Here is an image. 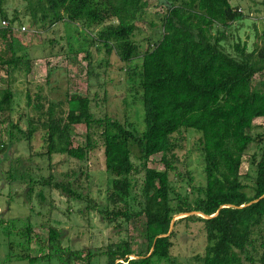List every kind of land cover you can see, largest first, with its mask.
Instances as JSON below:
<instances>
[{
    "label": "trees",
    "instance_id": "obj_1",
    "mask_svg": "<svg viewBox=\"0 0 264 264\" xmlns=\"http://www.w3.org/2000/svg\"><path fill=\"white\" fill-rule=\"evenodd\" d=\"M22 1L31 23H41L40 27L50 14V25L65 21L80 24L84 32L95 28L93 34H85L88 45L99 46L122 65L119 70L124 71L128 92L138 96L141 128L126 119L121 122L92 112L98 102L96 93H74L51 101L36 87L32 95L28 89L24 92L27 113L22 130L9 116L13 95L7 82L0 89V125L6 135L0 154L12 142L23 141L30 148L35 134L42 143L37 155L45 159L56 154L84 163L100 149L110 178L100 214L113 228L133 223L144 250L135 251L129 240L120 239L100 252L83 254L62 247L60 232L53 227L46 228L44 240H31L39 239L27 224L20 236L39 251L35 257L20 258L54 259L58 264H93L96 257L101 264H159L169 259L175 227L198 224L205 240L203 253L196 258L199 264H264V196L259 199L264 195V134L251 133L253 120L264 118V31L251 51L237 42L229 54L221 46L225 31L244 17L230 0H155L164 8L158 39L140 51L133 35L137 23L143 22L146 0ZM261 5L264 8V1ZM0 20L7 23L0 27V68L5 78L14 72L29 74L30 59L25 53L16 54L14 48L15 12L7 19L0 10ZM84 52L88 60L89 51ZM48 78L46 73L45 83ZM74 125L84 129L82 145L72 141ZM187 129L199 133L200 186L191 184L189 173L179 175L177 169L181 134ZM250 147L253 151L241 174ZM156 155L159 170L148 166ZM76 173L71 180H60L48 172L29 184L55 190L66 200H81L86 209L95 208L72 188ZM175 176L186 180L187 193L172 187ZM195 213L215 215L205 219ZM181 214L189 215L174 220L167 234L172 219Z\"/></svg>",
    "mask_w": 264,
    "mask_h": 264
},
{
    "label": "rangeland",
    "instance_id": "obj_2",
    "mask_svg": "<svg viewBox=\"0 0 264 264\" xmlns=\"http://www.w3.org/2000/svg\"><path fill=\"white\" fill-rule=\"evenodd\" d=\"M146 1L148 7L141 17L143 22L137 23L138 30L133 35V41L140 51L158 39L159 19L164 13V8L155 0ZM261 1L264 0H230V5L239 7L244 17L225 31L226 40L221 43L225 52L233 54L231 46L237 42L244 43L247 52L259 45L258 36L264 31V8ZM24 7L22 0H2L0 5L7 19H11L13 12L17 16L16 22L12 24L16 54L25 53L30 59L27 75L14 72L5 78L0 68V89L8 82L13 95L10 119L24 129L23 118L27 113L24 92L28 89L32 95L38 91L36 87H40L39 95H45L51 101L63 100L74 93H96L98 102L95 108H91L92 112L96 115L106 114L121 122L126 119L137 124L140 129L138 96L133 91L128 92L129 84L123 75L124 71L119 70L122 65L112 54L106 55L99 46L95 48L88 45L89 39L85 34H93L95 28L84 32L80 24L65 21L50 25L47 24L51 19L50 14L45 25L40 27L41 23H31ZM1 22L0 27H3ZM21 28L24 30L21 31ZM84 50L89 51L88 60L84 58ZM46 73L49 75L48 83H45ZM61 107L66 110L65 103L62 102ZM70 128L74 145H82L83 127L74 125ZM4 131L5 126L0 125V142L6 144ZM251 133L264 134V118L253 120ZM181 138V149L177 151L179 175L189 173L191 184L200 186L203 184V164L198 147L199 133L187 129ZM29 145L30 148L23 141L12 142L7 151L0 154V264H58L54 259L28 261L20 258L22 255L35 257L39 251L35 244L28 246L20 236L27 224L39 239L31 240H44L46 228L53 227L60 232L62 247L79 250L83 254L88 251L100 252L120 239L129 240L135 251L144 250L133 223L113 228L106 224L100 214L104 206L105 189L110 181L104 172L100 149L89 155L88 161L79 163L64 155L55 154L49 159L37 155L42 151L38 134L33 136ZM252 151L250 147L243 158L239 168L241 174L246 172V159ZM157 161L158 156H153L148 166L159 170ZM48 172L60 180L65 177L69 180L72 173L77 172L76 183L72 184V188L95 203L96 207L86 209L81 200H66L55 190L29 184L37 176L46 177ZM136 179L139 184L141 175ZM171 185L180 193H187L189 189L186 180L178 176L172 178ZM177 217L173 219L176 221ZM175 230L169 259L159 264H199L196 258L202 255L205 246L200 226L192 224L184 228L177 225ZM98 260L94 258L93 264H101Z\"/></svg>",
    "mask_w": 264,
    "mask_h": 264
},
{
    "label": "water",
    "instance_id": "obj_3",
    "mask_svg": "<svg viewBox=\"0 0 264 264\" xmlns=\"http://www.w3.org/2000/svg\"><path fill=\"white\" fill-rule=\"evenodd\" d=\"M264 195H262L261 197H259V199L260 198H262ZM256 201H258V199H256V200H253V201H251L250 203H248V204H251V203H254V202H256ZM240 207H243V205L242 206H239V208ZM195 214H197V216H199V217H201V218H210V217H212V216H214V215H212V216H210V217H206V216H204V215H202V214H199V213H195ZM186 215H189V214H181V215H178L179 217H177V219L178 218H181V217H184V216H186ZM173 220L174 219H172V221H171V224H170V226H169V229H168V232H167V234L170 232V230H171V228H172V222H173ZM167 234H165V235H160V236H158V237H162V236H166ZM135 257H133L132 259H134Z\"/></svg>",
    "mask_w": 264,
    "mask_h": 264
},
{
    "label": "built area",
    "instance_id": "obj_4",
    "mask_svg": "<svg viewBox=\"0 0 264 264\" xmlns=\"http://www.w3.org/2000/svg\"><path fill=\"white\" fill-rule=\"evenodd\" d=\"M1 24L3 25V27H6L7 26V23L2 21ZM23 30V28H21V31Z\"/></svg>",
    "mask_w": 264,
    "mask_h": 264
}]
</instances>
